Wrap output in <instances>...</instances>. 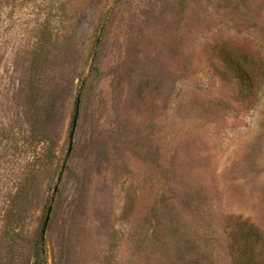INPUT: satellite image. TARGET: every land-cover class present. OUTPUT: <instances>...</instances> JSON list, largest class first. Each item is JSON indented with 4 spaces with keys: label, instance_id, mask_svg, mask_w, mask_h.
Returning a JSON list of instances; mask_svg holds the SVG:
<instances>
[{
    "label": "rangeland",
    "instance_id": "374dc122",
    "mask_svg": "<svg viewBox=\"0 0 264 264\" xmlns=\"http://www.w3.org/2000/svg\"><path fill=\"white\" fill-rule=\"evenodd\" d=\"M48 211L46 264H230L229 219L264 236V0H0V264H32Z\"/></svg>",
    "mask_w": 264,
    "mask_h": 264
},
{
    "label": "trees",
    "instance_id": "16d2710c",
    "mask_svg": "<svg viewBox=\"0 0 264 264\" xmlns=\"http://www.w3.org/2000/svg\"><path fill=\"white\" fill-rule=\"evenodd\" d=\"M223 58L225 71L234 76L242 89L250 91L254 83L256 82L257 85L260 81L258 79L260 76L257 75L258 71H256L257 68L254 66L250 56L228 54ZM34 69L38 72L37 67L34 66ZM26 87L27 91L35 89L32 80L27 83ZM37 97L36 93L33 97L34 101L39 102ZM75 118L76 115L73 118V124ZM16 214L15 205H12L4 214L1 230V237L7 238L12 242L21 241L22 238L20 231H18L19 222L17 223L15 219ZM227 225L230 228L228 246L230 264H264V236L261 232L246 219L231 218L228 220ZM43 246L42 230L31 245L32 264H46Z\"/></svg>",
    "mask_w": 264,
    "mask_h": 264
},
{
    "label": "water",
    "instance_id": "95a60500",
    "mask_svg": "<svg viewBox=\"0 0 264 264\" xmlns=\"http://www.w3.org/2000/svg\"><path fill=\"white\" fill-rule=\"evenodd\" d=\"M73 128H74V124H73ZM72 133H73V129H72V131H71V136H72ZM71 146V145H70ZM70 151V147H69V149H68V152ZM56 191V188L54 189V192ZM48 216H49V211H48V213H47V216H46V218H45V221H44V228H43V233H44V231H45V229H46V225H47V222H48Z\"/></svg>",
    "mask_w": 264,
    "mask_h": 264
}]
</instances>
